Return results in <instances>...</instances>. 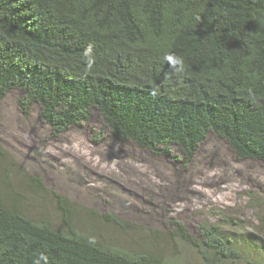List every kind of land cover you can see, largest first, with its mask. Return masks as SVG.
Segmentation results:
<instances>
[{
	"label": "trees",
	"instance_id": "16d2710c",
	"mask_svg": "<svg viewBox=\"0 0 264 264\" xmlns=\"http://www.w3.org/2000/svg\"><path fill=\"white\" fill-rule=\"evenodd\" d=\"M170 54L183 58L182 72L168 66ZM13 90L26 117L39 106L53 136L97 110L120 143L185 166L210 135L238 160L264 162V0H0V104ZM10 180L0 173V264H169L81 230L57 193L61 227L31 217ZM170 225L206 264L238 262L244 248L264 255V241L239 244L222 227L203 224L197 239Z\"/></svg>",
	"mask_w": 264,
	"mask_h": 264
},
{
	"label": "rangeland",
	"instance_id": "374dc122",
	"mask_svg": "<svg viewBox=\"0 0 264 264\" xmlns=\"http://www.w3.org/2000/svg\"><path fill=\"white\" fill-rule=\"evenodd\" d=\"M22 96L13 90L0 104V173L11 177L31 217L61 227L57 193L81 215L76 219L81 230L128 250L160 253L169 264H206L176 237L172 221L197 239L205 224L222 227L238 243L264 241V162L238 160L226 141L210 135L185 166L120 143L104 130L97 110L88 123L53 136L39 106L29 117L22 113ZM32 178L41 180L43 192ZM109 214L133 227L123 232L99 222ZM258 251L244 248L243 259L233 264H264Z\"/></svg>",
	"mask_w": 264,
	"mask_h": 264
},
{
	"label": "clouds",
	"instance_id": "9594fccd",
	"mask_svg": "<svg viewBox=\"0 0 264 264\" xmlns=\"http://www.w3.org/2000/svg\"><path fill=\"white\" fill-rule=\"evenodd\" d=\"M91 49L89 48L88 52L90 53ZM165 61L168 63V66L174 72H182L184 70V60L182 57L170 54L164 57ZM91 65V60H89V66Z\"/></svg>",
	"mask_w": 264,
	"mask_h": 264
}]
</instances>
